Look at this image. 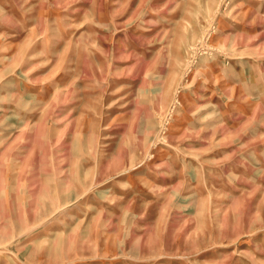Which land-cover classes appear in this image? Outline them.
I'll use <instances>...</instances> for the list:
<instances>
[{"label":"rangeland","instance_id":"rangeland-1","mask_svg":"<svg viewBox=\"0 0 264 264\" xmlns=\"http://www.w3.org/2000/svg\"><path fill=\"white\" fill-rule=\"evenodd\" d=\"M0 264H264V0H0Z\"/></svg>","mask_w":264,"mask_h":264}]
</instances>
